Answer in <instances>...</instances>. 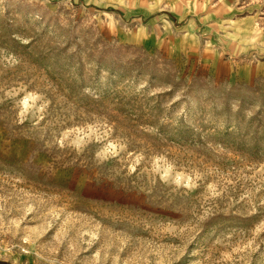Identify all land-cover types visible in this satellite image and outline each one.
<instances>
[{
    "label": "rangeland",
    "instance_id": "rangeland-1",
    "mask_svg": "<svg viewBox=\"0 0 264 264\" xmlns=\"http://www.w3.org/2000/svg\"><path fill=\"white\" fill-rule=\"evenodd\" d=\"M0 261L264 264V0H0Z\"/></svg>",
    "mask_w": 264,
    "mask_h": 264
},
{
    "label": "trees",
    "instance_id": "trees-1",
    "mask_svg": "<svg viewBox=\"0 0 264 264\" xmlns=\"http://www.w3.org/2000/svg\"><path fill=\"white\" fill-rule=\"evenodd\" d=\"M0 264H8V263H6V262H3V261H0Z\"/></svg>",
    "mask_w": 264,
    "mask_h": 264
},
{
    "label": "bare ground",
    "instance_id": "bare-ground-1",
    "mask_svg": "<svg viewBox=\"0 0 264 264\" xmlns=\"http://www.w3.org/2000/svg\"><path fill=\"white\" fill-rule=\"evenodd\" d=\"M175 6V5H174Z\"/></svg>",
    "mask_w": 264,
    "mask_h": 264
}]
</instances>
